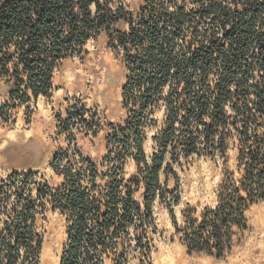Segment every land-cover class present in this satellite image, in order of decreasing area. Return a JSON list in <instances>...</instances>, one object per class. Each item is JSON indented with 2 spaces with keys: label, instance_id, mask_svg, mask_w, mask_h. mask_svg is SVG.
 <instances>
[{
  "label": "trees",
  "instance_id": "16d2710c",
  "mask_svg": "<svg viewBox=\"0 0 264 264\" xmlns=\"http://www.w3.org/2000/svg\"><path fill=\"white\" fill-rule=\"evenodd\" d=\"M101 33L124 65L125 118L109 125L100 165L70 145L54 155L58 188L34 175L2 183L0 264H39L48 211L66 224L60 264H151L156 201L167 202L189 254L224 258L246 229L245 211L264 200V0H141L135 12L124 0H0V80L10 86L0 118L50 98L55 71ZM84 114L67 111L59 134L70 139L77 120L91 130ZM230 149L236 171L225 172L216 206L199 219L185 211L178 226V193L160 176L175 178L182 159H226Z\"/></svg>",
  "mask_w": 264,
  "mask_h": 264
},
{
  "label": "rangeland",
  "instance_id": "374dc122",
  "mask_svg": "<svg viewBox=\"0 0 264 264\" xmlns=\"http://www.w3.org/2000/svg\"><path fill=\"white\" fill-rule=\"evenodd\" d=\"M141 0H124L130 12H135ZM125 69L120 55L108 47L104 33L90 40L83 54L65 60L55 71L50 98H38L28 105L17 106L9 112L7 121L0 118V186L13 174L34 175L36 182L58 188L62 182L51 163L54 155L69 145L84 157L100 165L107 154L109 125H117L125 118L121 105V89ZM9 84L0 80V106L8 101ZM28 107V109H26ZM84 112L68 134H59V121L66 112ZM161 114L155 113L158 120ZM156 128L146 131L145 153L154 151L152 137ZM134 164L127 161L126 177L134 173ZM175 178L160 176L161 183L170 191L176 188L179 196L171 210L178 226L184 225L183 214L191 211L199 219L205 209L217 204V194L225 172L236 171V152L230 149L226 159L190 157L173 166ZM167 202H154L153 215L157 233L153 236L151 264H264V200L250 206L244 213L246 229L236 232L230 252L221 259L204 254H189L179 241ZM43 245L39 264H60L66 241V224L58 213L46 212L39 221Z\"/></svg>",
  "mask_w": 264,
  "mask_h": 264
},
{
  "label": "crops",
  "instance_id": "0c3cea01",
  "mask_svg": "<svg viewBox=\"0 0 264 264\" xmlns=\"http://www.w3.org/2000/svg\"><path fill=\"white\" fill-rule=\"evenodd\" d=\"M7 96H8V93H7Z\"/></svg>",
  "mask_w": 264,
  "mask_h": 264
}]
</instances>
